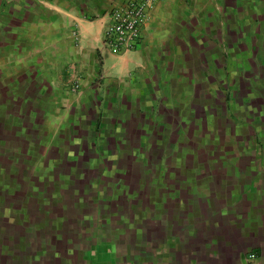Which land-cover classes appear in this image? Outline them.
I'll use <instances>...</instances> for the list:
<instances>
[{
  "label": "crops",
  "instance_id": "obj_1",
  "mask_svg": "<svg viewBox=\"0 0 264 264\" xmlns=\"http://www.w3.org/2000/svg\"><path fill=\"white\" fill-rule=\"evenodd\" d=\"M123 1L0 0V264H264V0H162L115 57Z\"/></svg>",
  "mask_w": 264,
  "mask_h": 264
},
{
  "label": "built area",
  "instance_id": "obj_2",
  "mask_svg": "<svg viewBox=\"0 0 264 264\" xmlns=\"http://www.w3.org/2000/svg\"><path fill=\"white\" fill-rule=\"evenodd\" d=\"M161 1L124 0L111 9L101 34V44L116 56L136 51L141 43V30L147 19V12ZM71 32L75 34L74 30Z\"/></svg>",
  "mask_w": 264,
  "mask_h": 264
},
{
  "label": "rangeland",
  "instance_id": "obj_3",
  "mask_svg": "<svg viewBox=\"0 0 264 264\" xmlns=\"http://www.w3.org/2000/svg\"><path fill=\"white\" fill-rule=\"evenodd\" d=\"M70 38H71V40H73V42L75 41V42H79V38H78V34H77V31H75V34H72V32H70ZM100 49L101 50H105V51H107L111 56H115V57H117L116 55H112L111 53H110V51H109V49L107 48V47H105L104 45H100ZM136 51H131V52H129V53H127V55H133V53H135ZM122 56V55H121ZM100 57H102V56H100ZM111 60V59H110ZM109 60V61H110ZM108 61V62H109ZM102 63L104 64V62H103V59H102ZM96 67H97V72L95 73V75L93 76V81H92V88L94 89V90H96L97 92H99L100 91V89L102 88V86H103V84H104V79H105V77L106 76H104V74H103V72L101 71V65L100 64H98V65H95ZM127 72H131V71H134L132 68H130L129 67V69H127L126 70ZM81 76H80V74H75L72 78H69L68 80H66V82H65V84H63V86L61 87V89L65 92V93H67V94H69V95H71V96H73V97H79L80 96V94H81ZM74 86H76V88H74L73 89V87ZM232 94V93H231ZM165 97V94H164V92H163V90H160V91H158L157 93H155L154 94V99L156 100V101H154V103L152 104V109H153V112L151 111V113L152 114H150V115H152L153 117V119L155 118V113L157 112V110L159 109V107H160V105L161 104H159V100H161L162 98H164ZM226 114L227 115H229V113L228 112H226ZM230 119V121L233 123V124H236V125H241V126H243V127H245V128H248L249 126H248V124H247V122H246V120H241V119H236V117H234V115H232V117H230L229 118ZM116 123H119V124H122V121L121 120H117V122ZM120 126V125H119ZM264 138V135H262V132H258V131H256L255 132V134L252 136V140H251V142L253 143V147L255 148V153H256V155L257 156H259L258 157V159H262V160H264V150H263V148H262V150L260 149V146H259V142L261 141V139H263ZM19 157V155L18 154H14L12 157H11V159H12V161L14 162V163H16V161H17V158ZM135 157L137 158V159H139L138 160V162H141L142 161V158H143V155L140 153V151H138L136 154H135ZM8 161H10V159H8V158H6ZM141 159V160H140ZM52 166V165H51ZM52 168L53 167H49V169H48V166H47V169H48V171H51L52 170ZM38 172H39V169L37 170ZM48 171H44L43 173H41V175H40V179H39V181L38 182H42L44 179H46L47 178V176H48ZM9 175H10V177H15V174L12 172V171H10L9 172ZM48 182H50V181H48ZM96 201L97 202H99V201H101V202H103V200H100L99 198H97L96 199ZM47 204V201L45 202V203H43V205H46ZM2 214H6V213H2ZM0 215H1V213H0ZM29 215V217H28V220H30L31 218H32V216H33V219H35L36 221H40L41 220V218H40V214L39 213H36L35 215L33 214V213H30V214H28ZM1 217V216H0ZM103 222H105L106 220L105 219H101ZM17 234L19 233V231H15ZM31 236H33L34 237V235H31ZM36 236V235H35ZM31 242V241H30ZM30 247H33L32 249L34 250V247H35V244H33V241H32V243H30ZM35 252V251H34ZM33 253V252H32ZM11 259L13 260V256H11Z\"/></svg>",
  "mask_w": 264,
  "mask_h": 264
}]
</instances>
